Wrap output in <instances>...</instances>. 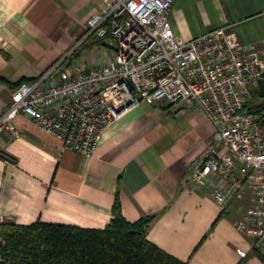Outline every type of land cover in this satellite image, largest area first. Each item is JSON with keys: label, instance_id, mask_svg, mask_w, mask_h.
<instances>
[{"label": "crops", "instance_id": "1", "mask_svg": "<svg viewBox=\"0 0 264 264\" xmlns=\"http://www.w3.org/2000/svg\"><path fill=\"white\" fill-rule=\"evenodd\" d=\"M113 0H0V74L12 83L39 78L70 58L102 64L113 50L89 19ZM184 39L227 26L242 43H264V0H173L170 16ZM14 88L0 81V116ZM21 136L0 135V214L17 224L38 220L104 228L117 198L131 222L153 215L148 238L190 264H264L237 223L253 204L244 189L223 210L207 189L188 182L214 140L215 127L194 104L142 101L107 126L92 157L20 115ZM239 249L248 251L243 257Z\"/></svg>", "mask_w": 264, "mask_h": 264}, {"label": "built area", "instance_id": "2", "mask_svg": "<svg viewBox=\"0 0 264 264\" xmlns=\"http://www.w3.org/2000/svg\"><path fill=\"white\" fill-rule=\"evenodd\" d=\"M173 0H113L89 19L86 38L118 46L102 64L60 59L23 82L0 116V135L21 136L29 117L66 148L88 157L104 129L142 101L197 105L215 127L214 140L188 182L207 189L225 210L246 188L253 192L237 228L264 247V126L248 108L260 91L264 43H242L228 27L184 39L170 19ZM0 214V225L5 221ZM243 257L248 251L239 249Z\"/></svg>", "mask_w": 264, "mask_h": 264}, {"label": "trees", "instance_id": "3", "mask_svg": "<svg viewBox=\"0 0 264 264\" xmlns=\"http://www.w3.org/2000/svg\"><path fill=\"white\" fill-rule=\"evenodd\" d=\"M86 47V46H85ZM78 47L71 57L79 54ZM37 78L23 77L16 83L0 74V81L16 88ZM248 108L264 126V97L254 93ZM153 215L134 222L123 214L119 198L114 217L104 228L78 227L38 220L0 225V264H190L166 252L147 235ZM264 260L261 245L253 247Z\"/></svg>", "mask_w": 264, "mask_h": 264}, {"label": "water", "instance_id": "4", "mask_svg": "<svg viewBox=\"0 0 264 264\" xmlns=\"http://www.w3.org/2000/svg\"><path fill=\"white\" fill-rule=\"evenodd\" d=\"M102 45L112 49V50H118V46L106 39L102 40ZM260 96L264 97V74L263 77L260 80Z\"/></svg>", "mask_w": 264, "mask_h": 264}, {"label": "rangeland", "instance_id": "5", "mask_svg": "<svg viewBox=\"0 0 264 264\" xmlns=\"http://www.w3.org/2000/svg\"><path fill=\"white\" fill-rule=\"evenodd\" d=\"M83 51L84 54H87L89 51H90V48L89 47H81L79 49V52ZM79 61H82L81 59H78ZM263 250H264V247H263Z\"/></svg>", "mask_w": 264, "mask_h": 264}]
</instances>
